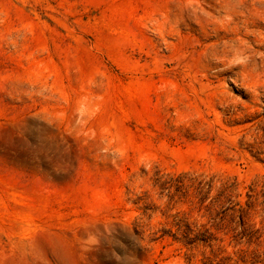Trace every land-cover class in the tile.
Returning a JSON list of instances; mask_svg holds the SVG:
<instances>
[{
  "label": "rangeland",
  "instance_id": "obj_1",
  "mask_svg": "<svg viewBox=\"0 0 264 264\" xmlns=\"http://www.w3.org/2000/svg\"><path fill=\"white\" fill-rule=\"evenodd\" d=\"M0 264H264V0H0Z\"/></svg>",
  "mask_w": 264,
  "mask_h": 264
},
{
  "label": "trees",
  "instance_id": "obj_2",
  "mask_svg": "<svg viewBox=\"0 0 264 264\" xmlns=\"http://www.w3.org/2000/svg\"><path fill=\"white\" fill-rule=\"evenodd\" d=\"M208 187H209L210 190H211L212 186H211V185L209 186V184H208ZM202 188H204V187H202ZM227 191H228V188H225V189L221 192V194H219V196L217 197V200H216V201H217V202L220 201V200H221V197H222L224 194H226ZM225 211H228V209H226ZM225 211H224V212H225ZM238 212H241L240 218L245 217V216H244L245 213H244L243 210H240V209H239ZM243 213H244V214H243ZM196 241H198V238H197V237H195L194 240H192V241L190 242V244H192V243H194V242H196Z\"/></svg>",
  "mask_w": 264,
  "mask_h": 264
}]
</instances>
